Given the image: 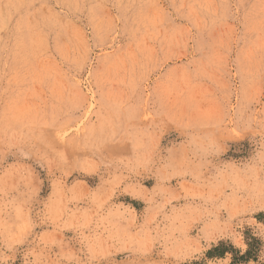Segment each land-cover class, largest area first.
<instances>
[{
	"label": "clouds",
	"instance_id": "1",
	"mask_svg": "<svg viewBox=\"0 0 264 264\" xmlns=\"http://www.w3.org/2000/svg\"><path fill=\"white\" fill-rule=\"evenodd\" d=\"M0 264H264V0H0Z\"/></svg>",
	"mask_w": 264,
	"mask_h": 264
},
{
	"label": "rangeland",
	"instance_id": "2",
	"mask_svg": "<svg viewBox=\"0 0 264 264\" xmlns=\"http://www.w3.org/2000/svg\"><path fill=\"white\" fill-rule=\"evenodd\" d=\"M258 218H261L260 216H258ZM247 231V230H246Z\"/></svg>",
	"mask_w": 264,
	"mask_h": 264
}]
</instances>
